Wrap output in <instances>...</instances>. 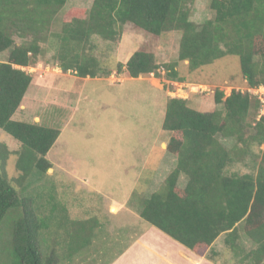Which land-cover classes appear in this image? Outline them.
Listing matches in <instances>:
<instances>
[{"label": "trees", "instance_id": "1", "mask_svg": "<svg viewBox=\"0 0 264 264\" xmlns=\"http://www.w3.org/2000/svg\"><path fill=\"white\" fill-rule=\"evenodd\" d=\"M67 1L0 0V56L8 52L0 60V129L20 143L19 151L0 143V225L10 210H22L14 226L12 264H60L65 258L56 252L42 254L41 232L55 242L63 240L55 229L64 223L53 214L54 208L40 217L33 199L25 194L28 185L24 186L33 174L48 175L53 168L47 155L61 131L15 119L33 81L30 69L38 64L41 44L49 37L54 40L51 44H57L54 59L61 71L82 79L112 75L93 56L94 39L117 43L124 26L133 24L154 36L180 33L178 61L162 66L154 54L136 51L125 64L117 62V76L161 78L163 68L168 81L184 82L178 62L187 61L196 71L236 56L248 87L264 84V0H208L213 18L201 25L191 19L197 0H92L89 9L69 10L59 21ZM54 23H59V32H50ZM14 35L31 39L17 46ZM214 101L222 108L207 113L194 109L187 99L168 98L162 128L170 134L166 151L175 157V168L156 191L148 196L139 187L134 199L145 222L197 255L220 261L224 254L213 245L224 236L233 264H264L261 104L251 93L237 90L228 97L216 91ZM14 154L19 155L17 179L7 172ZM238 164L248 172L232 171ZM181 177L186 181L183 187ZM67 237L71 240L67 249L79 244L78 235ZM243 241L250 243L249 248Z\"/></svg>", "mask_w": 264, "mask_h": 264}, {"label": "rangeland", "instance_id": "2", "mask_svg": "<svg viewBox=\"0 0 264 264\" xmlns=\"http://www.w3.org/2000/svg\"><path fill=\"white\" fill-rule=\"evenodd\" d=\"M91 5L92 0H68L58 20L69 10L89 9ZM191 13V19L198 25L213 18L208 0L195 1ZM59 31V23L50 28V32ZM13 37L17 46L31 39ZM180 38L178 32L154 36L133 24L124 26L117 43L96 37L93 56L102 67L113 73L110 77L86 79L61 71L54 59V46L57 44H51L54 42L52 37L41 44L43 53L38 64L31 69L32 84L15 115L18 121L40 122L61 131L47 155L54 170L44 176L33 174L24 184L28 185L25 194L33 199L40 217L48 215L53 208V214L57 211L58 215L66 210L70 220L82 218V222L89 218L88 232L97 230L93 220L97 219L96 216L100 217L112 195L118 198L130 190L135 189L133 193H137L136 190L143 187L141 180L145 177H142V172L147 164V172L150 169L156 171L160 162L162 165L156 172V182L142 190L148 196L175 166V157L166 151L170 134L162 128L169 97L187 99L194 109L210 113L222 108L215 104L216 91H224L225 97L232 90L247 92L249 87L236 56L225 57L196 71L189 69L187 61L178 62V72L184 82L168 81L163 68L161 78L152 74L133 79L126 73L115 74L117 62L125 64L136 51L154 54L162 66L178 61ZM7 56L8 52L2 54L0 60H5ZM0 143L6 144L12 151L20 150V143L1 129ZM253 150L259 153L260 148L255 146ZM18 158L19 155L14 154L8 161L7 172L13 179L20 176ZM232 171L244 174L248 168L238 164ZM98 189L104 193L96 192ZM61 205H65L66 209ZM21 216L20 208L12 209L0 225V264L13 263L14 226ZM63 218L58 216L64 227H56L55 233L63 240L66 235L65 242L61 239L55 242L41 232L40 246L44 257L56 252L62 259L68 247L70 238L67 236L74 234L69 232L75 227L67 223L66 217ZM77 227L81 228L80 225ZM243 244L246 248L250 246L247 241ZM213 247L224 254L219 264H233L224 236ZM60 264H64L63 260Z\"/></svg>", "mask_w": 264, "mask_h": 264}, {"label": "crops", "instance_id": "3", "mask_svg": "<svg viewBox=\"0 0 264 264\" xmlns=\"http://www.w3.org/2000/svg\"><path fill=\"white\" fill-rule=\"evenodd\" d=\"M174 162H176L175 159ZM160 163H158L157 170L162 166ZM147 167L148 164L142 172L145 181L141 180L143 187L140 189L143 190L151 183L156 182L157 177V170L150 169L147 172ZM174 168L175 166L169 170L168 175ZM51 170L54 169L49 171ZM168 175H165L164 180L156 187L155 191L163 184ZM185 182V178L181 177L179 186L183 187ZM134 191L135 189L130 190L125 196H118V198H114L112 195L111 201H106L102 212L103 216L101 213L100 217L96 216L97 219L93 220L97 230L92 232H88L87 228L89 218L82 222V218L70 220L68 211L59 212V216L68 218V223L76 225L75 229H71L70 232L79 236V244L76 243L74 248L71 247L68 249L69 251L64 252V264H219V261L212 262L207 256L197 255L145 222L140 217V205L134 199ZM96 192L104 193L101 189ZM62 207L66 209L65 205ZM55 214L58 215V212L56 211ZM79 225L81 228L77 227ZM222 237L220 236L214 245L218 244ZM70 241L68 242L70 243ZM220 252L222 253V251Z\"/></svg>", "mask_w": 264, "mask_h": 264}, {"label": "built area", "instance_id": "4", "mask_svg": "<svg viewBox=\"0 0 264 264\" xmlns=\"http://www.w3.org/2000/svg\"><path fill=\"white\" fill-rule=\"evenodd\" d=\"M30 72H32L31 69H30ZM247 92L251 93L252 95H254L259 100V102L261 104L260 117L264 116V84L259 85L255 88H248Z\"/></svg>", "mask_w": 264, "mask_h": 264}]
</instances>
